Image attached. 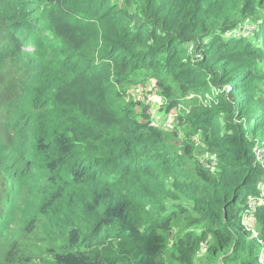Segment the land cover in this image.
Segmentation results:
<instances>
[{
	"label": "trees",
	"instance_id": "trees-1",
	"mask_svg": "<svg viewBox=\"0 0 264 264\" xmlns=\"http://www.w3.org/2000/svg\"><path fill=\"white\" fill-rule=\"evenodd\" d=\"M145 77L203 100L179 146ZM257 146L264 0H0V264H264Z\"/></svg>",
	"mask_w": 264,
	"mask_h": 264
},
{
	"label": "rangeland",
	"instance_id": "rangeland-1",
	"mask_svg": "<svg viewBox=\"0 0 264 264\" xmlns=\"http://www.w3.org/2000/svg\"><path fill=\"white\" fill-rule=\"evenodd\" d=\"M30 48H24V50H29ZM143 77V76H142ZM122 90L118 88V92L113 96L114 100L123 101L127 106L131 107L137 113L142 112L144 107L147 108V113L151 117V120L154 123L161 127L164 130L165 134L169 135V139H171V134H181V139L178 138L176 140L175 145L179 146L181 144L182 139L184 138V134L190 132L192 130L191 123L187 120V118H191L193 116L192 106L195 101H198L200 104L203 101L201 98H197V96H190L187 98H181L179 101H174L175 103L169 102L170 99L156 93V90L150 86L146 77L144 78L143 83H134L129 84L126 89V93L122 94ZM195 140L199 145H202L199 137H196ZM204 150L201 146L199 147ZM261 146H257V152L259 157L264 156V151H262ZM210 154L203 153H194V157L199 158L200 161L205 163V166L210 169L212 165V159H209ZM262 166L264 167V158L259 160ZM211 174H214V168L211 171ZM262 198H264V179L261 184ZM244 224L247 228L251 229L253 232L252 238H259V232L261 229V225L255 221L251 216L243 217ZM261 248L257 249L259 254V263L264 262V252H262V247L264 246V242L258 240ZM199 259L205 264H208V251L205 246H201L196 260ZM221 264H223L222 260H220Z\"/></svg>",
	"mask_w": 264,
	"mask_h": 264
},
{
	"label": "built area",
	"instance_id": "built-area-1",
	"mask_svg": "<svg viewBox=\"0 0 264 264\" xmlns=\"http://www.w3.org/2000/svg\"><path fill=\"white\" fill-rule=\"evenodd\" d=\"M260 158H261V156H260ZM261 200V202H263L264 201V199L262 198V199H260Z\"/></svg>",
	"mask_w": 264,
	"mask_h": 264
}]
</instances>
